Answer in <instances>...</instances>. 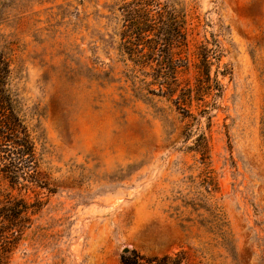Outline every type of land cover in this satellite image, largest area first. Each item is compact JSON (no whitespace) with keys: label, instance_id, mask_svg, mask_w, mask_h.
Returning <instances> with one entry per match:
<instances>
[{"label":"rangeland","instance_id":"obj_1","mask_svg":"<svg viewBox=\"0 0 264 264\" xmlns=\"http://www.w3.org/2000/svg\"><path fill=\"white\" fill-rule=\"evenodd\" d=\"M0 60L45 185L0 174L35 202L3 264H264V0H0Z\"/></svg>","mask_w":264,"mask_h":264},{"label":"trees","instance_id":"obj_2","mask_svg":"<svg viewBox=\"0 0 264 264\" xmlns=\"http://www.w3.org/2000/svg\"><path fill=\"white\" fill-rule=\"evenodd\" d=\"M171 15V14H170ZM177 39H185V34L177 29ZM158 38V37H157ZM171 39L161 38L150 39L153 44ZM173 38L172 43L175 42ZM170 41V42H171ZM171 43V44H172ZM154 48L151 47V50ZM163 51V50H161ZM201 54L202 65L209 64L208 52L203 49ZM147 59L156 60L158 53L143 55ZM159 62V61H158ZM172 62H175L172 60ZM165 81L166 88L173 92L177 82L175 72ZM202 75L210 78V75L202 70ZM10 68L5 61L0 60V174L7 179L13 188L30 190L32 186L45 187L42 182L37 181L38 169L41 165V158L37 152L35 135L27 125L21 114L19 98L14 95L10 88ZM202 81V80H201ZM38 204V202L36 203ZM35 213V202L30 203L24 198L14 196L7 197L0 203V264H3L4 256L8 254L18 241L23 237L25 230L31 225L32 215ZM218 227H223L220 215L216 214ZM227 240L228 235H226ZM121 264H190L189 257L185 251L170 253L162 256H147L136 250L123 255Z\"/></svg>","mask_w":264,"mask_h":264},{"label":"water","instance_id":"obj_3","mask_svg":"<svg viewBox=\"0 0 264 264\" xmlns=\"http://www.w3.org/2000/svg\"><path fill=\"white\" fill-rule=\"evenodd\" d=\"M128 251H129V249H128V248L124 249V252H125V253H128Z\"/></svg>","mask_w":264,"mask_h":264}]
</instances>
